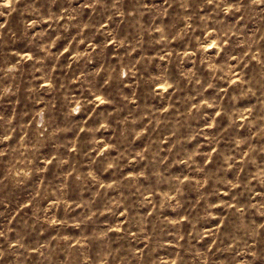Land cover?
Listing matches in <instances>:
<instances>
[{
  "label": "clouds",
  "instance_id": "1",
  "mask_svg": "<svg viewBox=\"0 0 264 264\" xmlns=\"http://www.w3.org/2000/svg\"><path fill=\"white\" fill-rule=\"evenodd\" d=\"M26 2L0 0V17H4L0 22V100L16 96L20 104L23 97L26 105L25 115L0 113V169H7L0 176V192L10 183L23 184L34 174L43 179L26 202H17L11 219L0 223V261L12 256V264H24V234L37 227L42 229L39 235L55 230L53 240H58L68 228L82 229L105 212H119L124 217L114 229L119 238L143 236L145 246L130 250L131 256H121L122 250L113 252L109 247L98 259L103 264H116V260L131 264L132 259L149 264L154 249L164 245H154L155 233L146 227L166 207L176 213L171 226L176 229L173 235L178 248L166 264H197V260L209 264L214 248L230 254L229 264H256L264 258V225L257 228L246 220L252 210L264 216V191H254L253 185L255 180L264 186V165L254 155L258 149H243L255 137L237 138L236 131L239 125L254 129L256 136L264 135V0H163L159 4L154 0L151 4L145 0H84L78 8L72 5L79 0H31L22 13L32 19L23 20L22 35L17 37L10 18ZM57 5L59 13L53 10ZM145 16L150 20L145 21ZM117 17L120 25L114 28ZM125 24L127 35L121 31ZM97 36L102 43L95 42ZM173 43L183 50L178 51ZM17 44H24L22 54L6 51ZM112 59L117 62L113 64ZM93 64L99 67L93 70ZM153 67L157 74L146 75ZM26 74L32 79L25 80ZM143 89L148 90L146 96H142ZM245 103L249 106L241 110ZM57 110L66 123L59 129L51 119ZM61 134L74 139L65 140ZM42 142L55 145L51 156L41 157ZM139 144L145 146L137 151ZM164 144L170 146L164 149ZM189 144H195V149L187 150ZM172 164L181 166L182 179L173 178ZM250 165L258 169L254 175L248 171ZM237 167L236 179L227 180V174ZM128 168L132 171L125 175ZM61 172L65 174L56 175ZM105 176L111 178L110 183L102 182ZM220 185L228 191L221 192ZM189 187L197 192L195 203L203 212L196 218L191 212L180 215ZM161 188L167 191L158 194ZM241 188L250 197L243 206L241 193L231 204L210 202L212 197L229 196ZM85 192H92L87 200ZM257 196L260 202L251 203ZM0 205V217H4L9 201L0 196ZM218 207L227 210L224 220L200 232L197 223L218 219L213 212ZM26 209H31L30 215ZM78 209L83 211L74 215ZM137 209L150 211L133 217ZM17 217L24 221V231L12 226L14 221L19 223ZM133 223L136 232H132ZM184 224L192 226L191 235L181 234ZM110 231L108 226L100 238L111 242ZM205 236L211 245L206 252L197 251L191 240ZM52 242L35 249L42 261ZM76 251L84 252L85 258L81 261L77 255L71 264H95L97 258H89L86 245ZM185 255H191V261Z\"/></svg>",
  "mask_w": 264,
  "mask_h": 264
},
{
  "label": "rangeland",
  "instance_id": "2",
  "mask_svg": "<svg viewBox=\"0 0 264 264\" xmlns=\"http://www.w3.org/2000/svg\"><path fill=\"white\" fill-rule=\"evenodd\" d=\"M147 4L153 3V0H145ZM155 3H163V0H154ZM31 3V0H27L26 3H22L18 5V8L21 11L14 12L10 18V24L13 30H16L17 37H20L22 35V27H23V20L24 19H32L31 16H29L27 13H22V10L25 7H28V5ZM84 3V0H79V3H75L72 5V7H80L81 4ZM41 5H37V7H40ZM131 7V5H129ZM57 13L60 11V5H57L56 8L53 9ZM7 12V9L5 10ZM222 15V14H221ZM84 21L87 22L88 15L84 16ZM145 21L150 20V17L145 16ZM4 17H0V22H3ZM120 25V20L117 17L112 24V27H117ZM243 26V22L242 25ZM45 28L48 27L47 24L44 25ZM249 27H251V23H249ZM39 30V29H36ZM121 31L124 35L128 34V25L125 24L122 26ZM31 35V32L29 33ZM50 35L55 36V32H50ZM71 35H76V29L73 28L71 30ZM68 39H71V36L68 37ZM67 39L62 41L59 45V50L63 49V46L67 44ZM96 43H102V37L97 36V39L95 41ZM173 47H177L178 51H182V48H179L175 43H173ZM24 48V44H17L15 46L9 47L6 49V51H21ZM83 48V46H82ZM111 48V46H110ZM213 51V50H210ZM22 54V51H21ZM120 55H123V52H120ZM148 55H155V52H149ZM113 57V53L109 52V58L111 59ZM134 58H139V54H134ZM117 61L115 59H112V63L115 64ZM93 70L96 67H99L98 64H93L91 66ZM187 67H191V64L189 63ZM156 69L153 67L150 69L149 73H146V75H155ZM40 73H36V76L38 77ZM25 80L32 79L30 74H26L24 76ZM131 82V81H129ZM126 91L131 92V89H126ZM147 89L142 90V96L147 95ZM78 94V93H77ZM50 99V97H48ZM20 104H17V97L16 96H5L2 100H0V113H3L5 115H12L14 112L19 111L20 115H25L23 109L26 107L24 103L23 97H20ZM249 105L247 103L241 104L240 109L244 110ZM148 107H151V104L148 105ZM30 108V106H29ZM55 128H63L66 126V123L63 121L62 117L59 116V110H57V113L53 114L51 117ZM240 119L239 117L237 118ZM24 122H27L24 121ZM242 123V121H241ZM194 126H200L203 127L202 124L195 125ZM225 127H227V122L225 123ZM222 131V129H221ZM236 131L239 133V136L237 138L241 139H248L249 137H255L251 140L250 144H246L243 146L244 151H247L249 147H253L255 149H258V151L254 154L257 162L261 165H264V135L256 136L255 130L249 131L246 127L241 129L239 125H237ZM219 134V133H217ZM65 140H71L74 139V136L71 134L64 135L61 134ZM183 139V138H182ZM201 142L203 141V137L200 138ZM147 142V141H146ZM145 145L139 144L136 148L137 151L141 150ZM170 145L164 144L163 148L167 149ZM41 147L43 149L41 153V157L43 158L44 155L51 156L53 153L51 149L55 148L54 144H48L47 142H42ZM179 147V146H178ZM196 147L195 144H189L187 150H194ZM205 151H210V149L205 148ZM162 155H167L166 151H162ZM115 155V153H113ZM239 159V157L237 158ZM42 166V164H41ZM170 167L173 169L174 175L173 178L176 176H180V165L179 164H172ZM258 169L255 167L249 166L248 171L254 175ZM7 171L6 168L0 169V176H3L4 173ZM55 171V170H53ZM132 169L128 168L125 172V175H127L128 172H131ZM65 173H57V176H63ZM185 175L187 173H184ZM239 174V167H237L234 171H230L226 179L230 181H234L236 179V176ZM182 179L183 177L180 176ZM43 179V177H40L36 174H34L29 180L25 181L23 184L19 186H14L13 184H9L7 188L4 189L3 192H0V196L5 197L9 201V210L8 213L4 217H0V223H7L9 219H11L10 214L15 213L16 204L17 202H26L29 196L34 194L33 190H38L40 187V181ZM49 179H52V176H49ZM251 179V176L249 177ZM111 182V178L109 176L102 177V182ZM254 185V191H264V186H261L257 181L253 180ZM147 186V185H146ZM221 189V192L228 191L226 187L223 185L219 186ZM95 188L92 189V192H95ZM75 191V189H73ZM162 191H167V188H161L157 189V193L159 194ZM92 192H85L84 193V199L87 200L92 195ZM237 193H241L239 196V202L240 206H243L247 203H249L250 197L248 194L244 193V190L237 189L234 190L229 196H221L219 199H216L214 197L211 198L210 202L212 204L219 205L222 201H229V204H231V201L233 198L237 196ZM127 195V193H125ZM118 195V193H117ZM162 199V197H161ZM199 199V196L197 192L189 187L186 189L185 192V208L184 211L180 213L181 216L184 214H187L189 212L192 213L193 217L196 218L199 215H202V208L197 209L196 201ZM261 198L257 196L255 200H252L251 203H258L260 202ZM48 203H51V200L47 201L43 206L47 207ZM138 204V201L136 202ZM203 204V202H201ZM249 207L251 205L249 204ZM3 206L0 205V209H2ZM99 211L103 212V205H98ZM195 210V211H194ZM26 212L28 214H31V209H26ZM61 214L63 212V209L60 210ZM82 209H78L74 215H78ZM150 211V209H137L136 211H133L132 216L138 217L140 215H146L147 212ZM213 212L217 214L218 219H211L208 221L200 220L199 223H197V228L200 232H208L211 229H214L218 227L221 222L224 220V216L227 215V210L223 207L214 208ZM24 216V213H21V217ZM62 218V217H61ZM176 219V213H173L171 211L170 207H166L162 210L160 217L157 218H151V223L147 225L146 231L149 233L154 232L155 237L153 239V244H161L164 245L163 247L155 248L152 253V260L149 261V264H155V262H159V264H166V261L169 259H174L175 254L178 251V248L176 247V240L177 237L173 235L175 233L176 229L171 226V221ZM157 220L160 222L157 223ZM168 221V224H165L164 221ZM246 220L254 223L257 228H260V225H264V216H261L260 213L256 210H252V212L248 215H246ZM17 222H13V227L16 228L18 231H24L22 228V225L24 223L23 220L20 219V217H17ZM124 221V217L119 216V212H116L115 215H112L110 213L105 212L103 216L94 218V222H89L88 225L84 226L82 229H72L68 228L64 232H62L59 236L58 240H53V237L57 236V232L55 230L49 229L47 232H45L44 235H39V233L42 231L40 227H37L35 231H28L24 234V243L27 248V253L25 255L27 256V259L25 260L24 264H71V261H73L77 255H79V258L81 261L85 258L84 252L77 253V249L83 247L86 245V250L89 258L95 257L97 258L95 261V264H103V262L98 259L99 257L103 256L105 254L106 249L109 247L111 248V251L116 252L118 249L121 251V256L128 255L131 256V252L144 248V237L141 236L139 239L133 240V239H122L119 238L118 233L114 231L115 225L117 223H121ZM108 226H111L113 231L109 232V236L111 237V242L107 240H103L100 238L99 233L101 231L107 230ZM127 226V225H125ZM138 231V228L136 227V224L133 223L132 225V232ZM192 233V226L190 224H184L182 228L181 234H188L191 235ZM261 235L264 236V229H261ZM129 236H131V233H129ZM12 237L15 238V232L12 233ZM53 241L52 244L49 246V250H46L45 255L46 259L43 261L41 260L40 256L35 251L36 248L40 247L41 245H44L48 241ZM70 240L71 242L68 243L67 241ZM79 242V243H78ZM182 244L188 243V241H181ZM212 241L208 236H205L203 240L200 239H192L191 245L200 252H206L208 247L211 245ZM28 253L31 255L28 256ZM183 255V253H182ZM251 259V257H248ZM14 257L12 256H6L4 261H0V264H12V260ZM185 259L188 261H191L192 256L191 255H185ZM231 260V256L226 251H221L219 248H214L212 251V254L209 259V264H229ZM116 264H120V260H116ZM131 264H137L135 259L131 260ZM197 264H202V261L197 260ZM256 264H264V258H262L260 261H257Z\"/></svg>",
  "mask_w": 264,
  "mask_h": 264
}]
</instances>
